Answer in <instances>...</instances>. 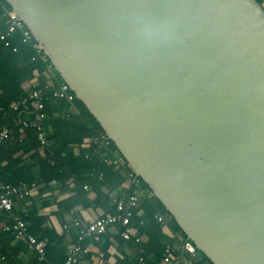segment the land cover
<instances>
[{
  "label": "water",
  "instance_id": "water-1",
  "mask_svg": "<svg viewBox=\"0 0 264 264\" xmlns=\"http://www.w3.org/2000/svg\"><path fill=\"white\" fill-rule=\"evenodd\" d=\"M6 2L195 257L264 264V7Z\"/></svg>",
  "mask_w": 264,
  "mask_h": 264
},
{
  "label": "trees",
  "instance_id": "trees-1",
  "mask_svg": "<svg viewBox=\"0 0 264 264\" xmlns=\"http://www.w3.org/2000/svg\"><path fill=\"white\" fill-rule=\"evenodd\" d=\"M257 1L264 7V0ZM9 10L12 8L6 0H0L2 33L7 31L3 14ZM22 33H12L7 38L9 45L0 46V131L8 128L13 134L12 138L0 144V183H35L44 190L53 191L56 188L66 190L67 182L72 180L73 195L58 203L59 211L56 216L61 224L66 223L65 215L77 206L97 207L107 203L106 209L114 213V207L110 206V195L127 185L128 188L121 194L117 193V197L138 198L137 207L133 209L130 218L129 228L133 235L129 240L119 237L134 249L136 257L124 256L117 264H163L167 246L175 247L174 263L185 259L192 264H212L207 257L202 256L199 260L187 249L190 243L187 235L164 205L155 198L149 186L135 175L112 141L109 140L108 145H100V148L96 145L84 147L87 139L106 135L104 130L76 96L73 102L58 100L52 96L53 88L47 85L45 77L51 76L56 87L64 81L49 59L43 61L40 58L34 48L36 40L33 36L24 43ZM35 72L40 73L37 88L43 92L46 118L42 127L46 146H42L38 140L39 131L36 127L20 130L21 121L30 118L28 112L32 110L29 92L23 86L35 77ZM14 103L20 104L18 110L13 109ZM19 152L21 155L17 156ZM22 156L26 158L22 159ZM117 157L122 159L120 167L104 162L106 158L111 161ZM85 186L91 188V194H96L95 198H89V191L84 189ZM105 190H108L107 193ZM157 215L163 216L165 221L159 222ZM20 217L27 224L29 232L46 243L45 260L38 262L35 254L32 264H64L67 253L64 235L47 227V217L40 216L37 212L22 214ZM166 223L182 237L181 240L172 239L164 233L163 226ZM117 230L125 229L118 226ZM0 242L3 244L0 254L6 257L7 264H18L15 259L17 255L28 252V245L16 241L12 232L0 230ZM95 243L92 239L85 240L82 247ZM108 245L106 243L104 250ZM87 255L88 253L84 257Z\"/></svg>",
  "mask_w": 264,
  "mask_h": 264
},
{
  "label": "built area",
  "instance_id": "built-area-1",
  "mask_svg": "<svg viewBox=\"0 0 264 264\" xmlns=\"http://www.w3.org/2000/svg\"><path fill=\"white\" fill-rule=\"evenodd\" d=\"M5 19V24L7 27L6 33L0 31V46L5 44L9 45L7 38L12 33L16 31H21L23 36V42L26 43L31 40L32 34L26 28L25 24L20 20L19 16L13 11H5L3 14ZM34 48L40 55L43 61H47L49 58L40 48L38 43L34 44ZM40 73L35 72V77L29 82L27 86V91L29 92V99H31L32 110L29 113L30 118L21 121V129H26L28 127H36L39 131L38 140L42 146L47 145L45 135L43 132L42 122L46 118L44 113V100L42 99L43 92L41 89L37 88L39 83ZM53 88L52 96L58 100H66L68 102H73L75 94L70 89L68 84L61 83L57 87L54 82L51 85ZM26 101V100H25ZM27 102V101H26ZM14 110H18L20 104H12ZM27 109V108H26ZM12 131L8 128H3L0 131V144L5 140L12 138ZM109 138L107 135H101V137L87 139L85 141L84 147L88 145H96L100 148V145H108ZM111 141V140H110ZM104 162L110 163L115 167H120L122 164V159L117 157L109 161V159H104ZM102 176H100L101 178ZM37 185L32 184H20L5 185L0 183V211L6 213V215L11 219V223L5 225L3 230L6 232H12L16 240L26 241L30 247L36 252L38 262H43L45 260V243L39 241L36 237L28 233L27 224L20 219L18 216L13 214L14 209V199H24L26 197H32L37 193ZM84 189L91 193V188L85 186ZM138 198L136 196H130L128 198L123 197H113L111 205L114 207V213H104V215L92 220L91 222L84 224L78 219H73L71 226L76 227L79 230L77 237V242L71 244L66 253V260L64 264H80L83 255L89 253L93 244L87 247H82V243L85 240L92 239L98 242L109 230V228H117L118 226L124 227L125 230L116 232L119 233L120 237L124 240H129L132 237V229L130 226V218L132 216V211L137 207ZM159 222H164L165 218L163 216H156ZM69 225L63 226V230H67ZM188 249V248H187ZM175 247L167 246L163 255V264H179L182 259L174 263ZM103 256V254H100ZM0 263L5 264V256L0 254ZM190 263H192L190 261Z\"/></svg>",
  "mask_w": 264,
  "mask_h": 264
},
{
  "label": "crops",
  "instance_id": "crops-1",
  "mask_svg": "<svg viewBox=\"0 0 264 264\" xmlns=\"http://www.w3.org/2000/svg\"><path fill=\"white\" fill-rule=\"evenodd\" d=\"M45 79L47 85L51 87V85H53L52 77L46 76ZM28 85L29 82L24 84L23 87L25 90L28 89L27 88ZM22 137H24V134H22ZM91 146L92 145H88L87 147H91ZM20 155L21 152L17 154V156ZM21 158L24 159L26 157L22 156ZM67 184H68V188L66 190L56 188L53 191L47 189L44 190L42 189V186L41 187L37 186L38 188L37 193H35L32 197H30V199L26 200V198L29 197H26L24 199H14L13 214L15 216H18L20 219H21L20 216L22 214H29L32 212H37L38 215L47 217L46 226L49 228H53L57 232V234L64 235V244L66 246V249L68 250L71 244L77 242V237L79 234V230L76 227L71 226L73 219H78L82 223L87 224L92 220L104 215V213L106 212L110 213V212L106 209L107 203L105 205L97 206V207L77 206L73 208L68 214L65 215L64 220L66 223L61 224L56 216V213L59 211L58 203L73 195L72 188L74 187V183L72 182V180H70L67 182ZM126 188H128V186L123 185L122 187L119 188L118 191L112 193L110 196H112V198L116 197L117 193L121 194L122 191ZM107 191L108 190H105L104 192L107 193ZM95 196L96 194L89 193V198L93 199L95 198ZM110 206L112 207L113 205H111L110 203ZM10 223H11V219L6 215V213L0 211V230H3V227ZM65 225H69L67 230H63V226ZM116 231L117 228H112V227L109 228L108 232L98 241V243L96 242L95 244H93V247L89 251L88 255L85 257L84 255L82 256L80 264H117V261L119 259H122L124 256H129L131 258L136 257L134 249L128 246L125 242H123L119 237L120 236L119 233H117ZM163 231L168 237L172 239H175L177 241L182 239V237L176 234L172 230L170 225L167 223L164 224ZM28 233L31 234L29 230ZM16 241H20L28 245V252L27 253L21 252L15 258L17 263L32 264L36 252L30 247V245L26 241L23 240H16ZM106 243H109V245L104 250L103 247H105ZM2 245H3L2 242H0V250L2 249ZM177 245L180 246L179 244ZM100 254H103V256H101ZM5 264H7V261ZM179 264H192V263H190V261L188 260L182 259V261Z\"/></svg>",
  "mask_w": 264,
  "mask_h": 264
}]
</instances>
